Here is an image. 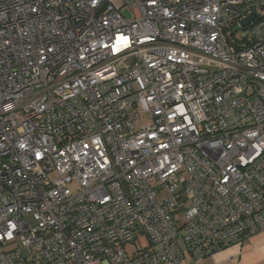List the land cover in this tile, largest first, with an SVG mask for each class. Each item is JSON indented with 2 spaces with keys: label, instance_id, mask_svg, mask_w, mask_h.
<instances>
[{
  "label": "built area",
  "instance_id": "2783aa9c",
  "mask_svg": "<svg viewBox=\"0 0 264 264\" xmlns=\"http://www.w3.org/2000/svg\"><path fill=\"white\" fill-rule=\"evenodd\" d=\"M263 231L264 0H0V264Z\"/></svg>",
  "mask_w": 264,
  "mask_h": 264
},
{
  "label": "crops",
  "instance_id": "0c3cea01",
  "mask_svg": "<svg viewBox=\"0 0 264 264\" xmlns=\"http://www.w3.org/2000/svg\"><path fill=\"white\" fill-rule=\"evenodd\" d=\"M198 264H264V231L220 249Z\"/></svg>",
  "mask_w": 264,
  "mask_h": 264
},
{
  "label": "rangeland",
  "instance_id": "374dc122",
  "mask_svg": "<svg viewBox=\"0 0 264 264\" xmlns=\"http://www.w3.org/2000/svg\"><path fill=\"white\" fill-rule=\"evenodd\" d=\"M126 14L128 16H130L129 13H126ZM149 120H150L149 115L146 113H143L141 116V119L137 122V125L139 126L141 124L148 123ZM70 188L74 191V190H76L77 187L75 184H73L70 186ZM139 247H140V241H137L136 243H129V244L123 246V248H125V250L128 251L129 254H133V252H135L137 249H139ZM187 261H189L190 264H198L201 260H195L194 258L192 259V257L189 256L187 258Z\"/></svg>",
  "mask_w": 264,
  "mask_h": 264
},
{
  "label": "water",
  "instance_id": "95a60500",
  "mask_svg": "<svg viewBox=\"0 0 264 264\" xmlns=\"http://www.w3.org/2000/svg\"><path fill=\"white\" fill-rule=\"evenodd\" d=\"M256 15V13H253L252 15H250L248 18H246L244 21H243V25L246 26L248 25L252 19L254 18V16Z\"/></svg>",
  "mask_w": 264,
  "mask_h": 264
}]
</instances>
